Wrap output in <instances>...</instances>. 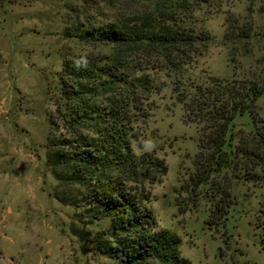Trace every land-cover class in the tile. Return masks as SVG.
Returning <instances> with one entry per match:
<instances>
[{
    "label": "rangeland",
    "instance_id": "obj_1",
    "mask_svg": "<svg viewBox=\"0 0 264 264\" xmlns=\"http://www.w3.org/2000/svg\"><path fill=\"white\" fill-rule=\"evenodd\" d=\"M137 10L131 0H0V264H115L87 241L109 224L92 223L86 207L55 198L47 143L64 60L111 54V47L82 43L79 36ZM198 20L212 42L188 76L264 80V0H209ZM151 74L156 91L149 119L138 124L133 146L168 168L161 183L146 188L159 229L181 238L191 264H264V170L254 183L233 179V204L221 223L211 224L207 188L197 189L190 179L200 127L185 122L173 79ZM256 110L264 120V96ZM253 129L249 115L239 117L234 144Z\"/></svg>",
    "mask_w": 264,
    "mask_h": 264
},
{
    "label": "trees",
    "instance_id": "obj_2",
    "mask_svg": "<svg viewBox=\"0 0 264 264\" xmlns=\"http://www.w3.org/2000/svg\"><path fill=\"white\" fill-rule=\"evenodd\" d=\"M138 6L104 28L81 34L82 43L111 47V54L65 59L60 95L47 143V166L58 183L55 198L86 207L90 220L107 230L87 240L115 264H191L181 253V238L159 229L147 188L167 175L165 162L151 153L137 155V127L156 84L151 73L171 77L185 110V122L200 127L194 187L207 188L210 223H221L233 204V179L254 183L264 170V120L257 102L264 80H225L205 73L188 76L208 51L212 35L198 26L209 0H131ZM227 41L232 40L228 32ZM249 115L254 129L237 139V119ZM63 131L59 132V129ZM220 196L218 202L215 198ZM84 204V205H83Z\"/></svg>",
    "mask_w": 264,
    "mask_h": 264
}]
</instances>
